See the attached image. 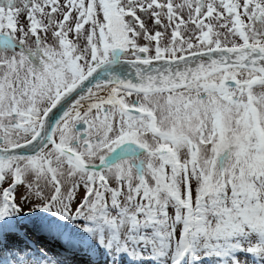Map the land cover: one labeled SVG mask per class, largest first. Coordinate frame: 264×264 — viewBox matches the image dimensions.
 <instances>
[{"label":"snow or ice","instance_id":"snow-or-ice-1","mask_svg":"<svg viewBox=\"0 0 264 264\" xmlns=\"http://www.w3.org/2000/svg\"><path fill=\"white\" fill-rule=\"evenodd\" d=\"M0 264H264V0H0Z\"/></svg>","mask_w":264,"mask_h":264}]
</instances>
